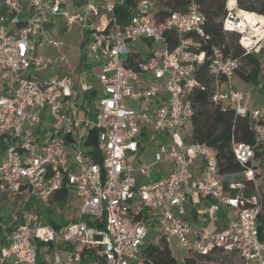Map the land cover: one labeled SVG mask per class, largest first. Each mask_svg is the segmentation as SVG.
I'll use <instances>...</instances> for the list:
<instances>
[{"label":"built area","instance_id":"obj_1","mask_svg":"<svg viewBox=\"0 0 264 264\" xmlns=\"http://www.w3.org/2000/svg\"><path fill=\"white\" fill-rule=\"evenodd\" d=\"M1 2L0 67L6 83L0 94V209L10 213L0 212V264H38L41 253L51 257L49 264H147L150 212L158 242L176 239L195 256L227 258L231 264H264L258 231L264 171L258 175L255 168L257 147L264 148V112L244 105L250 91L234 85L242 61L218 45L208 62L213 100L249 117L255 144H233L236 158L248 167L226 178L213 150L188 140L190 95L201 85L197 73L208 55L202 47L207 18L196 0L169 14H161L157 0H137L125 22L115 12L116 0H84L73 12L68 0ZM101 10L109 16L105 25ZM56 17L87 30V47L99 67L95 108H79L71 75L48 80L38 75L52 60L36 55L37 43ZM223 29L238 34L246 53L264 48V13L242 7L241 0H226ZM140 40L149 50L145 58L130 48ZM133 52L139 54L137 68L126 64ZM94 130L101 161L86 144ZM151 134L158 140L155 161L167 160L172 169L140 183L128 154L139 151L141 138ZM198 155L204 164L195 174ZM152 170L146 162L139 166L146 178ZM64 187L75 194L79 212L58 229L45 221L39 206ZM192 194L212 198L216 208H233L237 216L219 231L202 227L191 238L183 214Z\"/></svg>","mask_w":264,"mask_h":264},{"label":"trees","instance_id":"obj_2","mask_svg":"<svg viewBox=\"0 0 264 264\" xmlns=\"http://www.w3.org/2000/svg\"><path fill=\"white\" fill-rule=\"evenodd\" d=\"M191 0H157L159 11L161 14H169L175 10H185ZM200 4L201 10L206 15L205 36L203 40V50L207 52L206 61L201 64L197 73V78L201 83L190 95L192 100L194 115L192 118V128L188 136L189 142H199L210 147L216 155L219 171L230 177L231 174L242 172L248 164L241 163L235 156L233 151L234 142H246L255 144L256 137L250 129L248 116L237 114L229 105L216 103L213 100L214 94V76L209 72V54L213 45H218L223 50L233 56L239 57L242 61V66L238 71L241 77L246 81H251L260 86V90L264 93V74L261 73L262 68V53H246L245 49L239 43L237 33H228L223 29V18L226 14V0H196ZM80 3V0H79ZM137 0H116L115 12L120 20L128 21L129 16L134 12ZM242 7L246 9H255L264 13V0H241ZM139 54L133 52L126 60V64L137 68ZM245 63L251 68L248 72L245 71ZM3 74V69L0 67V75ZM96 91L90 92V97H94ZM96 138L97 132H91L89 140L86 142L96 154ZM255 168L258 175L262 170V158L264 155L263 146L257 147ZM97 155V154H96ZM95 155L97 161H101L98 154ZM263 171V170H262ZM249 187L252 186L250 181ZM70 194V191L64 187L58 190L44 206H50L54 203L65 201ZM42 206H39V211L42 216L47 218L50 214L49 208L47 211H42ZM3 215L0 214V230L3 222ZM69 220H65L62 224L55 221H48L55 225L58 229L62 228ZM47 222V221H46ZM92 225L102 226V223L89 221ZM11 229V227H9ZM259 236L264 240V212L258 218ZM144 255L148 258L147 264H178L177 258L174 256L171 245L164 239H161L158 244H149L145 246ZM213 256H200L199 258L187 257V263H193L198 260L211 261ZM38 264H49L47 260L38 257Z\"/></svg>","mask_w":264,"mask_h":264},{"label":"rangeland","instance_id":"obj_3","mask_svg":"<svg viewBox=\"0 0 264 264\" xmlns=\"http://www.w3.org/2000/svg\"><path fill=\"white\" fill-rule=\"evenodd\" d=\"M67 8L69 11L73 12V5L68 2ZM101 13H105L106 11L101 10ZM24 17V15H22ZM108 17L106 15V20L103 21V24L105 25L108 21ZM65 23L62 22L61 25H64ZM56 27H60L56 25ZM61 28V27H60ZM61 34H55L53 38L56 40L62 41L63 45L61 46V49L58 50L53 45H47L45 41V46H39V43H37V50L36 55H42L43 57L50 58L52 60V63L43 71H41L38 75L42 79L48 80L52 77H57L59 75L69 74L74 71L78 61L81 59V56L83 54H87L90 58L91 55L90 49L86 46H82V42L85 40V34L83 32V28L81 25L74 23L68 27H65ZM145 42L143 40H140L136 43H133L130 45V48L132 50H135L139 53H141L142 57L145 58L147 54L149 53V50H145ZM65 55L66 59L64 61L61 60V56ZM262 59V68L261 73L264 74V48L263 53L261 56ZM92 61V64L94 65L93 70L95 73H99L98 70V63L95 60ZM245 71L248 72L251 68L250 65L245 63ZM6 79L3 77V75H0V94L4 91L5 88ZM234 85L238 88H247L250 91V95L246 98L244 105L249 108H260L264 112V93L260 90V86L254 84L251 81H246L243 79V77L240 76V74H237L234 77ZM144 147V154L145 158L148 159V157H152L155 150H156V142L154 140L153 134L150 136H143L141 139ZM1 144V141H0ZM262 170L264 171V155L262 158ZM262 188L264 189V179L263 183L261 184ZM79 201L77 200L75 194L73 192H70L68 198L60 203H54L50 206H42V211H47L49 208L50 214L47 218H45V221H55L58 224H62L65 220H70V218H74L78 215L79 212ZM0 212L4 214V216L8 217L10 213V208L2 207L0 209ZM159 235V231L157 230L156 222L155 220H152L148 222V233L145 238V244L148 246L149 244H158L157 236ZM171 249L174 254V256L177 258L178 264H191L186 262V258L189 256H195L187 248L181 247L178 245L176 239H172L171 241ZM40 259L47 260L48 263L51 262V257L47 255L46 253H41L39 255ZM192 264H231L227 258H224V260H220L219 257L212 258L211 261H205V260H198L193 262Z\"/></svg>","mask_w":264,"mask_h":264},{"label":"crops","instance_id":"obj_4","mask_svg":"<svg viewBox=\"0 0 264 264\" xmlns=\"http://www.w3.org/2000/svg\"><path fill=\"white\" fill-rule=\"evenodd\" d=\"M24 2L28 4L29 0H24ZM68 2H70L73 5V11H76L83 6L84 0H80V3L79 0H68ZM3 9L4 7L0 0V12L3 11ZM91 17L92 19L96 20L95 19L96 17L94 15H92ZM62 22H64L65 24L61 25ZM59 24L61 28L56 27V25L59 26ZM65 27L69 28V26L66 24V21L62 17L54 18V20L51 23L43 27L41 33V43L39 44V46H45V41L47 45H52L51 43L48 42L47 38L49 36L53 38L55 34L63 33L62 31ZM83 32L85 34V40L82 42V46L87 47L88 44L87 30L83 28ZM89 55L91 54L89 53ZM91 59L92 57L90 58L87 54H83L81 56V59L78 61L74 71H72V73L69 74H64V75H71L73 77L74 90H76L77 92L76 101L79 104V108H82L83 111H86L88 108H95V100L97 96L100 94L99 81L97 78L98 73H95V71L93 70L94 65L92 64V61H90ZM61 76L63 75H59L57 77H61ZM52 78H56V77H52ZM93 90L96 91V95H93L94 97L91 98L89 95L90 92ZM147 136L148 135H146L145 137ZM154 140L156 142L157 147L152 157H148V159L145 158L143 144H142L143 146L140 147L139 151L128 154V160L134 166V175L138 180V182L140 183L150 182L153 179L165 177L170 173L172 169V164L167 160H163L161 162L155 161V154L158 150V140L156 139L155 136H154ZM142 162H146L148 164L153 165V170L148 175V178L143 176L139 171V166ZM203 164H204V157L202 155H198L194 159V163L192 166L193 173L195 174L199 173L202 169ZM184 207H185V212L183 214V218L190 224V226L193 229L192 233L190 234L191 238L197 237L198 231L202 227H208L213 231H219L225 228L229 224V222L237 216V212L235 209L227 206H220L219 208H216L214 200L212 198L203 197L200 194L190 195L187 201L185 202ZM149 215H150L149 216V222H150L153 220L152 218L153 214L150 212ZM190 257L196 259L199 258L200 256L191 255Z\"/></svg>","mask_w":264,"mask_h":264}]
</instances>
